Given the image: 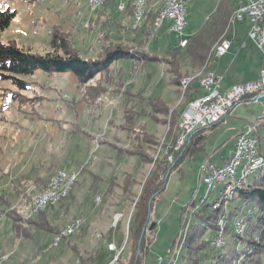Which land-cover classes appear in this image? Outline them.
I'll return each instance as SVG.
<instances>
[{"label":"trees","instance_id":"obj_1","mask_svg":"<svg viewBox=\"0 0 264 264\" xmlns=\"http://www.w3.org/2000/svg\"><path fill=\"white\" fill-rule=\"evenodd\" d=\"M238 1L221 0L217 9L209 17L204 26L188 41V45L185 48V56L190 60L192 65L197 67L203 66L208 60L210 50L214 45L215 53L216 46L221 43H217L218 40L225 32L230 17L232 18V15L238 8ZM108 2L109 0H106L102 6L107 5ZM135 4L133 2L127 6V10L122 18L108 19V24L110 23L114 26L120 36L127 33L129 39L124 41L123 37H120V40L114 41L111 38V32L106 33L101 41L102 47L96 52L94 57H85L82 51L75 45L73 36L70 33L62 32L58 28L52 34V51L45 54L34 53L28 48L19 47L15 42L3 43L0 40V79L12 81L16 89L12 90L10 98L20 105L28 102L32 104L33 111L31 113L33 115L37 114L36 110L42 98L40 96L29 98L22 94V91L29 89L31 83L19 77L31 76L36 71H43L45 73H73L77 78L78 87L82 91L81 98L77 103H83L90 108L101 106L104 98L109 95L119 98V100L121 99L122 123L115 125L111 120L109 121L116 130L114 139L119 142L123 141L125 139L124 136H120L118 133L126 132L128 138L124 143H128L131 140L136 144L132 145V149L118 148L116 159L135 157L142 164H153L149 177L143 184V187H141L139 195H136L133 200L134 211L128 230V244L130 246L129 263L143 264L144 257L152 244L156 229L155 226L150 231V226H147V232L141 245V256L136 261L137 245L149 214L148 204L150 199L154 196L151 206L152 214L154 202L164 193L170 174L180 168L182 159L185 156L186 159L193 158L196 154H199L201 159L209 157L206 146L210 136L207 134L219 127L224 120L208 129L197 130L183 148L177 152L173 150L178 138V135L176 136L174 132H176L179 126L180 118H182L186 111L188 103L204 94L203 89L199 85V80L196 81V77L194 76V80L191 79L193 81L189 82L190 84L185 92L187 106H181L179 111H174L171 114L170 121L165 120V123L169 122V125L171 123L173 125V128L170 126L171 132L173 129V133H170L173 134L171 141L173 147L168 149L165 156L156 160L144 151L147 147L152 148L157 145L155 136L151 135L148 131L146 120L149 119L150 121L161 123L163 120H160L158 116L162 114L169 117L171 111L162 105L160 100L145 96L143 91L135 92L134 84L129 85L121 75V69H117L114 64L120 60L131 61L133 73L144 71L149 65H166L169 69L168 83L178 88L181 87L182 80L187 77V74L181 72L184 56L182 55V48L178 43L161 56L152 54L149 51L150 44L154 40L155 35L164 28V26L159 27V8H147L142 25L136 29L131 28V23L136 13ZM16 16L17 12L14 10L9 8L0 9V39ZM90 23L88 27H90ZM247 99H244L243 102ZM74 125L75 128L72 132L75 136L81 134L77 122ZM86 136L89 141L95 139L89 134H86ZM256 137L259 142L260 151L264 152V124L258 129ZM169 157H173V160L169 161ZM126 179V185L132 186L135 184L132 175H127ZM126 189L128 194H132L129 188ZM21 193L20 191L18 195ZM0 196V209L12 221L17 239L19 237H32L33 233L39 230H45L54 235L59 233V227L53 226L47 221L45 211L29 220L30 227L34 230L25 231L20 226L22 216L20 215V208L17 207L19 205H16L12 209L10 201L5 196ZM214 202L220 203V207L217 210L213 209L212 205ZM214 202L207 200L202 202V204L200 203L201 208L195 214L192 225L187 232L180 264H202L204 262V253L211 248L215 253L213 254L211 264H264V168L258 170L249 179L244 189L239 191L236 197L233 198L232 202L236 203L234 208L228 209L222 199H216ZM244 206L250 207V210L247 214H244L247 228L244 236L241 237L233 233L231 225ZM184 211L183 209L182 214ZM220 221L225 223L224 232L228 245L224 248L216 249L211 246L206 236L208 234L214 235L216 231L217 233L220 231ZM0 256H2L1 253ZM120 260L122 263L121 258Z\"/></svg>","mask_w":264,"mask_h":264},{"label":"crops","instance_id":"obj_2","mask_svg":"<svg viewBox=\"0 0 264 264\" xmlns=\"http://www.w3.org/2000/svg\"><path fill=\"white\" fill-rule=\"evenodd\" d=\"M11 1L13 2L10 3ZM133 2H136V0H109L107 5L101 6L96 11H92L88 5V0H6L5 6L16 11L17 16L9 28L4 32L0 40L3 43L15 42L19 47L28 48L34 53L45 54L52 51V34L54 30L58 28L62 32L70 33L73 36L75 45L82 51L85 57H94L96 52L101 49V41L106 33L111 32V38L114 41L120 40V37H123L124 41L129 39L127 33L120 36L115 27L110 23L108 24V19L122 18L127 10V6ZM9 3L10 5H8ZM147 3V8L150 9H157V6H159V0H147ZM122 4L125 5V10L123 11L119 8ZM0 9L4 10L5 8ZM89 22H91L90 27H88ZM248 25V23H241L233 27V32L231 31L230 34L232 37V44L226 56L219 58L220 55L215 52L218 57L216 56L212 60L211 68L222 78L223 91L229 90L233 85L241 82L256 81L258 75H254L255 77L249 80L241 79L242 75H244V71L248 72L250 68L249 65L254 66L256 70H258V73H260V70L264 66L262 54L248 39ZM189 35L190 36H187V38L191 40L196 35V32ZM176 44L177 39L164 28L155 35L154 40L150 44L149 51L152 54L161 56ZM182 55L184 56V60V58H186L185 48L182 49ZM128 62L131 63V61ZM187 63L189 65L188 68L182 67L181 64V72L183 74L194 73L198 69L197 66L190 63L189 59ZM161 66L162 65H149L144 71L140 72L148 78L153 75L154 67ZM164 66L167 67L166 65ZM166 70L168 74L167 84L170 87H174L168 83V67ZM26 82L31 83L29 88L35 87L42 91L45 90L39 83ZM15 89L16 87L14 90ZM134 90L135 92L143 91L145 96L158 99L166 104L162 97L153 96L143 89ZM25 91L27 90L22 91V94L29 98L39 96L42 98L35 116L43 122L42 116H39L38 110L45 104L44 102H46V100L52 101L53 99L37 93L31 97L25 94ZM11 92L12 90L0 93L3 106L10 103L11 112L15 115L18 114L19 118L24 114L26 107L31 108L30 114L33 115L31 113L33 111L32 104L28 102L20 105L18 102L12 101L10 98ZM107 97H111V100L115 99L112 95ZM115 101L118 104L117 106L121 104V99L119 100V98H116ZM251 102L259 104L262 110V104L260 102H254L251 98H248L242 104L246 105V103ZM77 104L81 103H77L75 99H72V102L67 104L66 109L72 110V106H76ZM104 104L105 102L103 101L101 106L94 109L99 110ZM3 106H0V110H2ZM165 106L168 109L171 108L169 104ZM119 107H121V105ZM237 107L233 110L231 115L237 110ZM5 117L6 116L2 117V122L5 120ZM146 122L148 123L149 131V119H147ZM252 122L253 121H250L244 127L235 131L233 136L234 144L237 135L251 125ZM77 124L81 134L76 135L78 136L76 137L77 140H75L76 144L72 142L73 145L75 144L72 148V154L70 155L68 150L66 160L64 163L60 164L52 162V153L55 149H58L59 151L55 154L57 155L68 146V133L67 135H63V137L66 136L65 141L62 140L55 143L49 140L50 134L44 133L45 129L39 132H23V128L26 125H33L32 128L34 130L37 125L35 122H21V126L18 124L20 128L10 133L11 136L9 138L0 136V195L5 196L10 201L12 209L18 205L22 196L30 189L35 188L36 192L43 191L51 178L48 176L51 171L56 169H70L68 171H75L77 170L75 169L77 166L82 165L81 160H84L86 155L89 154V150L93 143V141L88 140L86 134L92 137L93 134L91 131L81 126L80 120ZM213 132H211V135ZM113 140H115L114 137ZM105 142L103 143L105 144ZM111 144L112 142L110 145ZM223 146L224 145L221 144V146L217 147L218 150L209 154L211 155V161L219 166L228 163L231 153L234 150L233 147L230 152L226 154L222 153L221 149ZM74 157H76L75 161H73ZM92 162V166H96L94 170H88V176L91 177L93 181L92 184H82L81 182L84 181L83 176L81 181L79 179L80 183L73 188L67 200L56 207H50L45 210L47 221L53 226L59 227V231L75 218L83 221L82 231L76 236L67 238V240L64 239L66 242H64L63 246L60 247L62 240L57 247H54L53 241L56 234L54 235L45 230L36 231L33 233L32 237L29 238L19 237L17 239V237H15L12 221L5 215L0 224V229H2L0 234V253L2 256L11 255L7 264H109L113 257V251H110L107 245L111 243H115L117 247L124 250L123 258L128 259V256H130V246L127 242L130 223V213L128 210H130L133 194L137 193L139 195L140 192L135 190L134 185H126V176L129 174L123 175L122 184H119L118 179L112 174L109 175L110 179L107 182L106 175L101 174L102 170L97 168L100 163L99 159L96 161L93 160ZM107 164L108 163H106V165ZM112 179L113 181H111ZM95 181L98 183L97 185L94 184ZM126 188H129L132 194H128ZM20 191L22 193L18 195ZM92 198H95L96 202L101 205L96 208H91L90 205L87 206L88 199L92 200ZM244 211V207H242L240 213H244ZM123 225L125 237L122 234ZM119 242H121L120 245ZM165 261L166 260H164L163 263Z\"/></svg>","mask_w":264,"mask_h":264},{"label":"rangeland","instance_id":"obj_3","mask_svg":"<svg viewBox=\"0 0 264 264\" xmlns=\"http://www.w3.org/2000/svg\"><path fill=\"white\" fill-rule=\"evenodd\" d=\"M5 1L6 0H0V8H5V9L8 8L5 6ZM220 1L221 0H185L186 26L184 29V34L186 36H190L189 34L191 33H194V32L197 33L204 26V24L207 22L209 17L215 12ZM12 2L13 1H11L10 3ZM137 2H139V0H136L135 3ZM10 3L8 5H10ZM88 3H89V0H88ZM101 6H99V8ZM147 6H148V3L146 4L145 9H147ZM159 7H160V0H159V6H157V8ZM91 10L96 11L97 8L91 9ZM123 10H125V8ZM230 19L228 21V25L226 27L225 32L223 33V35L221 36V38L218 40L217 43H220L226 39L230 41L232 44V41H231L232 37L230 36V34L233 28L230 29L229 27ZM131 26H132V23H131ZM248 26L250 30V24ZM249 30H248V33H249ZM214 48H215V45L211 48L208 60L203 66L197 67L198 69L194 73H189V74L187 73V77L182 80V85L180 88L175 87V86L174 87L168 86L167 84L168 74L166 70L167 67H165L164 65H162L161 67H154L153 73H152L153 75L147 78L144 74H141L140 71L137 73H133L132 64L129 63L127 60H120L114 64V66H117L116 67L117 69L121 68V75L125 77L126 82L129 85L134 84V86L136 87L135 88L136 90L143 89L153 96L162 97V99H164L166 104H169V106L171 107L170 108L171 112H170L169 117L163 116L162 114L159 115V119L163 120V122H161L162 124H155L154 122H151L149 120V123H150L149 132L155 136L154 138H155V142H157V145L153 146L152 148L147 147L146 150L144 149V151L150 154L154 158V160L158 158H162L168 152L167 150L169 149V146L167 144L170 145L171 144L170 142L172 141L173 134H170V133H173V129L171 132L170 128L171 127L173 128V125L172 123L169 125V122L165 123V120L170 121L171 114L174 111L175 112L179 111L181 109V106H187L186 105L187 102L185 99L186 97L185 92L189 84L194 80L193 79L194 76L196 77L195 80L197 81L199 80L198 77L202 74H205L206 70H207L206 72L208 71L214 72L211 68L212 60L217 56V54L214 53ZM262 56L264 60V55L262 54ZM187 60L188 59L184 58L182 62V67L188 68L189 65L187 63ZM249 66L250 68L248 69V72L244 71V75H242L241 79H248V80L253 79V77H255L254 75H258V78H259L260 73L263 70L264 66L260 70V73H258V70H256L254 66L252 65H249ZM19 78L22 80L29 81V82L39 83L45 88L44 91L40 90L39 88H35V87L29 88V90L25 91V94L30 95L32 97L35 95V93H37V94L45 95L46 97H50L53 100L52 101L46 100V102H44L45 104H43L42 107L38 110L39 116L40 117L42 116V119H43V122H41L37 118V116L30 114L31 108L29 107L25 108L24 114L21 115V118H19L18 114L15 115L11 112L12 109L9 106L10 103H8V105L3 106L1 98H0V106H3L2 110H0V136L1 137L9 138L11 136L10 133L15 132L17 128H20L19 125L21 126V122H27V123L35 122L37 125L35 130L32 128L33 125H26L23 128V132H26V131L27 132L28 131L29 132H32V131L39 132L45 129L44 133L50 134L49 140H52V142H55V143H57L58 141H62V140L65 141L66 136L63 137V135H67L68 133L69 134L68 146H66L62 150V152L58 153L57 155L55 154L59 151L58 149H55L52 153V156H53L52 162L60 164V163H64V161L66 160V155L68 156V153H67L68 150H69L70 155L73 152L72 148L75 146L76 144L75 140H77L76 137L78 136H75L72 130L75 128L74 124L80 120L81 126L91 131L95 139L93 140L92 146L89 150V154L86 155V158H84V160H81L82 165L77 166L75 168L77 170L75 171H68L70 169H65V171L67 172H73V173L79 174L78 181L72 187L71 192L73 188L77 184L80 183L83 176H84V181L81 182L82 184H92L93 181H92V178L88 176V170H91V169L94 170L96 168L95 165H94L95 167L92 166V163H93L92 161L93 160L96 161L98 159L100 163L97 168H100V170H102L101 174L106 175L107 182L110 179V176H109L110 174L114 175L116 179H118L119 184H122L123 175L125 176L127 174L129 175L131 174L135 180V184H134L135 190L137 192L141 191L142 189L141 187H143V184L145 183V181L147 180V178L149 177L152 171L153 164H146V163L142 164L140 160L135 157H130V158L124 157V158H121L122 160L116 159L118 148L132 149V145L136 144L135 142L131 140L128 141V143H124V141L128 138V134L126 132L118 133L120 136L122 135L124 136L125 139H123V141L119 142V141L113 140V137H115L116 135L115 128L114 126L111 125V123H109V121L111 120V122L115 123V125L122 123V108L119 107L121 104L117 106L118 104L115 101L116 98L112 100L110 99L111 97L105 98L104 99L105 104L102 108L100 107L99 110L85 106L83 103L77 104L76 106L71 105L73 107L72 110L70 109L67 110L66 109L67 104L72 102V99H75L76 101H78L82 95V91L78 87L77 78L73 73L71 72L45 73L43 71H36L31 76H20ZM188 79H193V80L189 84H185V81ZM14 88H15V85L12 83L11 80H0V93L3 91L14 90ZM191 102L192 101L188 103V106ZM166 104L162 103V105L164 106ZM239 106L237 107V110L232 115H229L224 120V122L221 125H219V127H217V129L214 132L213 131L208 132L207 135H209L210 137L208 140V144L206 146L207 153L211 154L215 152L216 150H218L217 147L221 146V144L224 145L221 149L222 153L226 154L230 152L235 145L234 140H233L235 131L241 129L250 121H253L251 123L253 124L258 120L261 114V111H262L260 109L259 104H255L251 102V103H246V105L242 104ZM68 114H69V117H68ZM3 116H6V117L4 118L5 120L2 122ZM181 119L182 118H180V121ZM211 132H213L212 135H211ZM174 133H176V136L179 134V126L176 129V132ZM72 142H74L75 144L73 145ZM103 142H105V144ZM111 142L113 146L110 145ZM144 151L143 153H145ZM185 157L182 159L183 162L181 161L180 163L181 166L179 169L173 171L171 174L169 172L170 177L168 179L166 189L164 193L162 194V196L159 197L156 200V202H154L153 211L151 215L152 218H150V222L148 226H150L151 223H156V229L153 235L152 244L150 245V248L144 257L143 264H161L164 260H167L169 258V253L172 248V245L178 238V235L182 228V225L180 222L182 210L187 205H189L194 199L197 202H199L201 199L203 200L205 198V195L208 193L207 185L203 184L200 186L199 164L202 159L200 158L199 154H196L193 158L191 157V158L186 159ZM75 159L76 157L73 158V161H75ZM106 163L108 164L106 165ZM57 171L59 170L56 169V170L51 171L48 174L49 178L50 177L52 178ZM49 182L47 183V185L49 184ZM94 184L97 185L98 183L95 181ZM47 185L44 187V189L47 187ZM222 188H223V185L218 186L212 192V194L208 197V201H215L216 199H218L223 190ZM30 190L27 191L29 193V195L26 194L27 197L28 196L30 197L31 194L35 195L37 193L42 192V191L36 192L35 188H32ZM71 192L68 195V197H66V199L62 200L61 202L54 205L53 207H56L60 205L62 202H64L65 200H67L70 197ZM136 194H133L132 196L133 199L130 205V210H128L130 213L129 214L130 220H131V217L134 211L133 200L135 199ZM232 200L230 201V204H229L231 207L228 206L229 207L228 209L230 210L234 208V206L236 205V203L232 202ZM86 205L87 206L90 205L91 208H96L97 206H100L101 204L96 202L95 198H92V200L88 199ZM19 206H21V204ZM244 210H245L244 213H240L241 215L247 214L248 211L250 210V207L244 206ZM29 220H31V218L23 219V217H21L22 222L20 226H22V228L25 231L34 230L32 227H30L31 225L29 223ZM74 220H76V218L72 219L63 228H61L60 231H58L59 232L58 234L60 235L61 231ZM82 227H83V221H82L80 230L72 236L78 235L82 231ZM232 231H233V228H232ZM1 232H2V229H0V234ZM58 234L56 236H59ZM122 234L125 237L124 225H123ZM72 236H70L69 238H71ZM212 236L213 234H208L206 238L211 239ZM55 240H56V237L54 239L53 246L55 244ZM65 240H63L60 243L61 244L60 247L63 246L64 242H66ZM127 242H128V237H127ZM127 242H126V245H127ZM120 243L121 242H119V245ZM113 244L116 246L115 243ZM116 248L118 249L119 252H121L120 258L122 259V263L131 264L129 263L130 256H128V259L123 258L124 250L120 249V247H117V246ZM213 254L215 253L212 248L206 250V252L204 253V262L202 264H211ZM10 256L8 255L0 256V261H1L0 264H7ZM113 257H114V253H113Z\"/></svg>","mask_w":264,"mask_h":264},{"label":"built area","instance_id":"obj_4","mask_svg":"<svg viewBox=\"0 0 264 264\" xmlns=\"http://www.w3.org/2000/svg\"><path fill=\"white\" fill-rule=\"evenodd\" d=\"M97 1L100 0H94V2L88 3V5L95 6ZM185 15V0H169L166 2L164 28L177 39V43L182 49L186 48L184 47V40L188 39L184 34L186 26ZM139 19H143L141 18V9L139 11L138 21ZM245 22L250 24L248 33L249 40L254 47L264 55V0H240L237 22L235 25ZM230 48L231 42L227 40L226 44L221 48L219 58L226 56ZM201 88L204 94L193 101L190 116H186L183 121L181 146L179 148H173L176 152L190 141L197 130L208 129L225 120L237 106L242 104L244 99L251 98L254 102H260L262 104V111L258 120L237 135L234 150L231 153L228 163L223 166L216 165L211 161L209 156L202 159L199 164L200 186L203 184L207 185V181H214V188H211V192H213L217 187L218 179L228 178L232 181V188L228 189V191H231L235 186H242L244 175L255 173V164L264 160V152L260 151L259 142L256 137L260 124L264 121V102L260 101V98L264 97V68L256 81L235 84L226 91L222 90V78L212 72L211 81L204 83ZM243 163H250L249 172H241V165ZM71 178H74L73 172H69V183ZM58 182L59 180L57 183ZM60 197L61 195L55 194L54 186L42 200H39L35 208H40L49 201L59 199ZM201 202L202 199L199 202L194 199L184 208L185 211L180 219L182 225L181 231L172 245L169 258L161 264H176V254L178 253V244L181 234L185 232L186 225H189V222L194 219L197 213V207ZM3 214L4 212H1L0 215ZM33 218L35 217L32 216L31 219ZM241 221L242 219L233 220V224L240 225ZM76 224L77 221L74 226ZM74 226L65 230L62 240L71 236ZM222 237H225V234H218L216 231L211 239H209L211 246L217 249L219 245H221ZM62 240L57 241V245H59ZM111 251H113L114 257L109 264H116L118 249L113 243H111Z\"/></svg>","mask_w":264,"mask_h":264},{"label":"bare ground","instance_id":"obj_5","mask_svg":"<svg viewBox=\"0 0 264 264\" xmlns=\"http://www.w3.org/2000/svg\"><path fill=\"white\" fill-rule=\"evenodd\" d=\"M105 1L106 0H100V1L96 2L95 6H93V5H89V6H90L91 9H95V8L98 9L99 6L104 4ZM168 1L169 0H160L159 27H161V26L163 27L164 26L165 5H166V2H168ZM92 2H94V0H89V3H92ZM239 3H240V0L238 1V8H239ZM146 4H147L146 0H139V2H137L135 4L136 5V13H135V18H134V20L132 22V26H131L132 29H136V28H138L139 26L142 25V23H143V21L145 19L146 12H147L146 11L147 9H145ZM124 8H125V5L122 4L120 6V10L123 11ZM238 8L236 9L234 14L232 15V18H231V21H230V29L233 28L235 26L236 22H237ZM140 9H141V18H143V19H139V21H138ZM135 24H137V25H135ZM188 41H189V39H185L184 40V47H187ZM226 41L227 40L225 39L220 44H218L216 46L215 52L217 54H219V55L221 54V48L226 44ZM206 71H205V74H202V75L199 76V85L200 86H202L204 83H207L208 81H211V73L212 72L211 71L206 72ZM190 81H191V79L186 80L185 84L189 83ZM192 103H193V101L187 107V109L184 112V114L182 116V119H181V121L179 123V134H178V138L176 139L177 140L176 144H174L175 148H179L181 146L183 121H184L186 116H190ZM262 124H264V121L262 122ZM262 124H260V126ZM167 145L169 146V148L173 147L172 143L170 145L169 144H167ZM171 159H172V157H169L170 161H171ZM262 168H264V160L255 164V173L258 170L262 169ZM249 171H250V163H243L241 165V172H249ZM255 173H252L250 175H244L243 185L242 186H235L231 191H228V189L232 188L231 179H228V178L218 179L217 187L220 186V185H223V188H222L223 190H222L221 195H220V197L218 199H222V201L225 202V206L227 208H229L228 206L230 204V201L237 195V193L239 191L244 189V187L248 183L249 179ZM78 176H79L78 173H73V177L74 178H71L70 179V183H69V172H67L65 170H59L51 178L49 184L47 185V187L42 192L37 193V194L34 193L35 195H32L30 193L31 194L30 197L29 196L27 197L26 194L29 195V193L25 192V195L22 197L21 201L18 203V205H20V203H21V206H19L20 207V215L23 217V219H30V218H32V216L36 217L42 211H45L48 208L53 207L54 205L58 204L62 200L66 199V197H68V195L70 194L72 187L78 181ZM58 180H59V182L57 183ZM54 186H55V194L56 195H61V197L59 199H53L52 201H49L48 203H46L44 206H41L40 208H35L37 206L39 200H42L43 197H45L46 194H48L50 192V190ZM207 187H208V193L205 195V198L202 200V202L207 201L208 197L212 194L211 188H214V181H207ZM202 202H201V204H202ZM212 202H214V201H212ZM212 206H213L214 210H217L220 207V203L219 202H214ZM200 208H201V205L199 204V206L197 207V211ZM1 212H2V210L0 209V214H1ZM4 217H5V214L0 215V223L3 221ZM241 219H242V221H241L240 225L232 223V228H233L234 233L237 236L243 237L245 232H246V228H247L245 215L244 214L241 215L239 213L238 216H236V218L234 220H241ZM76 221H77V224L74 226ZM224 224L225 223L223 221H220L221 229L218 232V234H225V232H224ZM81 225H82V220L81 219H76L73 222H71L70 224H68L61 231L60 235L58 234L59 236H56V240H55L54 246H56V247L58 246L57 245V241L62 239V236H63V234H64L66 229H69L72 226H74L72 228V233H71V236H72V235L76 234L80 230ZM191 225H192V221L189 222V225H186L185 232H183V234H181V237H180V240H179V244H178V253L176 254V264H180V258H181V255H182V252H183V248H184L183 245H184V242H185V239H186V236H187L188 229H189V227ZM227 245H228V240H227L226 235H225V237H222L221 245H219V247L217 249L224 248ZM108 249L111 251V244L108 245ZM120 254L121 253L119 252L118 253V259L116 260V264H121ZM0 263H1V261H0Z\"/></svg>","mask_w":264,"mask_h":264},{"label":"water","instance_id":"obj_6","mask_svg":"<svg viewBox=\"0 0 264 264\" xmlns=\"http://www.w3.org/2000/svg\"><path fill=\"white\" fill-rule=\"evenodd\" d=\"M260 101L261 102H264V97H261L260 98ZM153 198H154V196L150 199L149 204H148L149 214H148V217H147L145 226H144V228L142 230V233H141V236H140L138 245H137V251H136V256H135L136 261H138L139 257L141 256V245H142V242H143V238H144V236H145V234L147 232V226L149 225V222H150V218H151V206H152ZM155 226H156V223H151V225L149 227V230L152 231L155 228Z\"/></svg>","mask_w":264,"mask_h":264}]
</instances>
